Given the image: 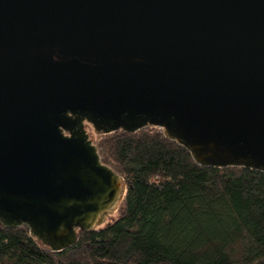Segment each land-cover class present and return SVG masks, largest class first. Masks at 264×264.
<instances>
[{
  "label": "water",
  "instance_id": "1",
  "mask_svg": "<svg viewBox=\"0 0 264 264\" xmlns=\"http://www.w3.org/2000/svg\"><path fill=\"white\" fill-rule=\"evenodd\" d=\"M85 124L264 173V0H0V222L53 253L126 191Z\"/></svg>",
  "mask_w": 264,
  "mask_h": 264
},
{
  "label": "trees",
  "instance_id": "2",
  "mask_svg": "<svg viewBox=\"0 0 264 264\" xmlns=\"http://www.w3.org/2000/svg\"><path fill=\"white\" fill-rule=\"evenodd\" d=\"M90 140L126 189L116 219L57 253L0 222V264H264V173L199 166L157 128Z\"/></svg>",
  "mask_w": 264,
  "mask_h": 264
},
{
  "label": "rangeland",
  "instance_id": "3",
  "mask_svg": "<svg viewBox=\"0 0 264 264\" xmlns=\"http://www.w3.org/2000/svg\"><path fill=\"white\" fill-rule=\"evenodd\" d=\"M86 133L88 134L89 138L92 139L93 130L90 126H86ZM118 204H119V202L104 215L102 222L96 226L97 228H103L106 225H109L110 223H112L116 219Z\"/></svg>",
  "mask_w": 264,
  "mask_h": 264
}]
</instances>
